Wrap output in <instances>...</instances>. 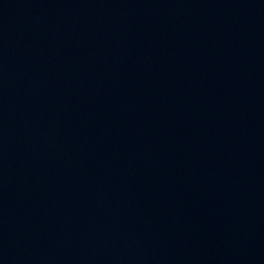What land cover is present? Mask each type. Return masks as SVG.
<instances>
[{"label": "water", "instance_id": "obj_1", "mask_svg": "<svg viewBox=\"0 0 264 264\" xmlns=\"http://www.w3.org/2000/svg\"><path fill=\"white\" fill-rule=\"evenodd\" d=\"M0 264H264V0H0Z\"/></svg>", "mask_w": 264, "mask_h": 264}]
</instances>
